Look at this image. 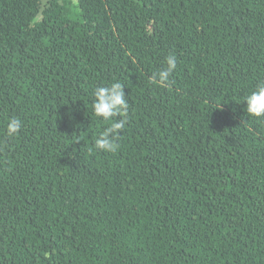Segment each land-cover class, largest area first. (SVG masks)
I'll list each match as a JSON object with an SVG mask.
<instances>
[{
	"label": "trees",
	"instance_id": "1",
	"mask_svg": "<svg viewBox=\"0 0 264 264\" xmlns=\"http://www.w3.org/2000/svg\"><path fill=\"white\" fill-rule=\"evenodd\" d=\"M260 82L264 0H0V264H264Z\"/></svg>",
	"mask_w": 264,
	"mask_h": 264
},
{
	"label": "clouds",
	"instance_id": "2",
	"mask_svg": "<svg viewBox=\"0 0 264 264\" xmlns=\"http://www.w3.org/2000/svg\"><path fill=\"white\" fill-rule=\"evenodd\" d=\"M166 67L153 73L151 80L154 83L165 85L169 77L177 66L175 55L165 57ZM124 86L120 82H114L110 86H99L94 89V100L92 110L97 117L105 121H112L110 126L102 131L95 139V147L106 152H114L118 145L115 143L119 132L126 124L128 112V100L125 97ZM246 111L248 114L261 117L264 116V82H260L256 89L244 98ZM120 116L121 119L113 120L114 117ZM21 122L19 119H10L6 134L13 137L20 131Z\"/></svg>",
	"mask_w": 264,
	"mask_h": 264
}]
</instances>
